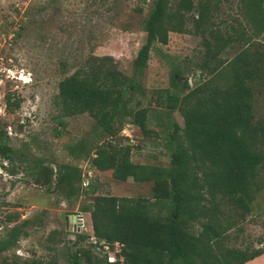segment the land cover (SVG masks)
<instances>
[{"label": "trees", "instance_id": "16d2710c", "mask_svg": "<svg viewBox=\"0 0 264 264\" xmlns=\"http://www.w3.org/2000/svg\"><path fill=\"white\" fill-rule=\"evenodd\" d=\"M240 2L246 25L239 31L230 27L233 36L228 40H220L210 27L208 3L152 2L144 20L146 42L133 60L135 71L147 67L150 47L166 45L169 33L199 36L205 49L197 66L201 83L189 88L178 71L170 78L173 91L164 89L156 101V106L166 108L167 119L158 125L172 126L162 138L170 150L166 167L133 163L132 145L114 140L125 123L136 126L143 137L151 132L148 108L134 98L136 93L143 95L140 84L107 58H88L57 84L54 107L61 130L65 119L87 114L103 139L92 150L79 143L68 154L76 160L85 157L93 171H110L116 181L150 184V197L98 194L92 183L84 185L87 174L74 165H63L56 172L40 162L32 179L49 185L54 177L57 184H65L69 204L72 197L88 198L79 212L89 215L98 240L123 245V264H244L264 254V246L251 250L224 245L229 230H241L264 187V180L257 177L264 162V115L258 109L264 101V0ZM193 10L196 17H191L188 28L186 14ZM229 49L236 51L234 55L221 58ZM4 103L8 113L20 106L10 94ZM175 110L183 119L182 127L171 118ZM54 130L56 136L62 133L58 127ZM2 135L0 130V158L11 162L13 150ZM22 234L18 227L9 228L0 238V252L16 246ZM72 245L76 246L70 254L72 264H107L87 236L79 235Z\"/></svg>", "mask_w": 264, "mask_h": 264}, {"label": "rangeland", "instance_id": "374dc122", "mask_svg": "<svg viewBox=\"0 0 264 264\" xmlns=\"http://www.w3.org/2000/svg\"><path fill=\"white\" fill-rule=\"evenodd\" d=\"M178 0H170L175 3ZM193 5L209 4L210 27L218 31L220 40L233 36L230 27L238 31L246 25L240 0H191ZM153 0H0V130L5 143L13 150L11 162L0 158V238L15 226L20 228L16 246L0 252V264H72L70 254L76 249L72 243L79 235L91 232L88 214H83L82 228L67 224L65 213L79 212L88 198H65V184H57L51 177L49 185L35 184L33 169L43 163L53 171L63 165H74L87 174V181L95 185L98 194L117 197H150L151 185L128 180L116 181L111 172L99 173L88 167L85 157L73 159L69 154L79 143L94 149L103 142L101 129L87 114L65 119L63 130L57 124L54 99L60 80L84 65L90 57L107 58L123 74L133 78L142 88L143 95L134 98L148 108L147 130L125 123L114 140L132 145L133 163L166 167L170 150L164 137L172 126L166 123V108L156 106L164 89L173 91L170 78L178 71L193 89L201 83L198 64L205 49L199 36L168 34L166 45L150 47L147 67L135 71L133 60L146 42L144 20L152 9ZM187 27H192L195 10L186 14ZM225 50L221 58L234 55ZM182 85V81L179 82ZM20 100L13 112L5 110L4 97ZM264 115V101L258 103ZM171 118L183 126L180 113ZM62 133L55 135L54 128ZM264 180V162L257 170ZM42 180L45 176H41ZM8 217H15L10 221ZM241 230L227 232L224 245L251 250L264 246V187L256 195L251 215L240 224ZM51 233L52 240H48ZM60 239V241H58ZM79 246L85 247L84 242ZM86 264V263H83ZM244 264H264V254Z\"/></svg>", "mask_w": 264, "mask_h": 264}, {"label": "built area", "instance_id": "2783aa9c", "mask_svg": "<svg viewBox=\"0 0 264 264\" xmlns=\"http://www.w3.org/2000/svg\"><path fill=\"white\" fill-rule=\"evenodd\" d=\"M87 180H84V185L87 184ZM79 220L78 228L83 226V214L79 212V217L76 218ZM88 243L92 245L94 251L106 261L107 264H123V256L121 254L123 245L115 242L113 244H108L105 241L98 240L94 234L93 230L87 235Z\"/></svg>", "mask_w": 264, "mask_h": 264}, {"label": "water", "instance_id": "95a60500", "mask_svg": "<svg viewBox=\"0 0 264 264\" xmlns=\"http://www.w3.org/2000/svg\"><path fill=\"white\" fill-rule=\"evenodd\" d=\"M78 217H79V212L69 211L65 213V219L67 220V224H70L71 227L77 229L79 225V220H77L76 218Z\"/></svg>", "mask_w": 264, "mask_h": 264}, {"label": "crops", "instance_id": "0c3cea01", "mask_svg": "<svg viewBox=\"0 0 264 264\" xmlns=\"http://www.w3.org/2000/svg\"><path fill=\"white\" fill-rule=\"evenodd\" d=\"M257 258V257H256ZM255 259V258H254ZM249 262V261H248ZM247 263V262H246Z\"/></svg>", "mask_w": 264, "mask_h": 264}]
</instances>
